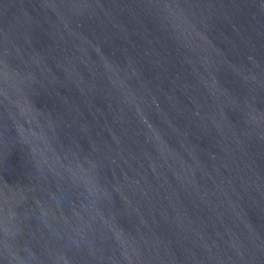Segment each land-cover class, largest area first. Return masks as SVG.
<instances>
[{
  "label": "water",
  "instance_id": "obj_1",
  "mask_svg": "<svg viewBox=\"0 0 264 264\" xmlns=\"http://www.w3.org/2000/svg\"><path fill=\"white\" fill-rule=\"evenodd\" d=\"M0 264H264V0H0Z\"/></svg>",
  "mask_w": 264,
  "mask_h": 264
}]
</instances>
